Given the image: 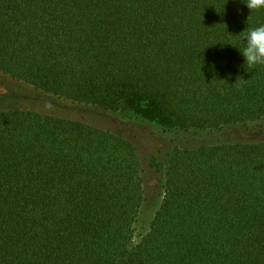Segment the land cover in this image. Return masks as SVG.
<instances>
[{
  "label": "trees",
  "instance_id": "1",
  "mask_svg": "<svg viewBox=\"0 0 264 264\" xmlns=\"http://www.w3.org/2000/svg\"><path fill=\"white\" fill-rule=\"evenodd\" d=\"M261 24L244 0H0V264H264V140L151 159L163 194L134 241L136 144L20 104L125 108L180 133L261 121L264 65L239 50Z\"/></svg>",
  "mask_w": 264,
  "mask_h": 264
},
{
  "label": "rangeland",
  "instance_id": "2",
  "mask_svg": "<svg viewBox=\"0 0 264 264\" xmlns=\"http://www.w3.org/2000/svg\"><path fill=\"white\" fill-rule=\"evenodd\" d=\"M5 86V83L0 82V95L8 92ZM21 97L24 98V101L20 102L22 105H28L41 112L80 119L101 128L119 130L136 144L143 158V202L133 224L134 241H138L147 232L163 194V171H158L150 166L151 159L163 165L169 153L175 147L184 146L185 143L193 146L198 143L217 144L228 141L264 140V118L245 126L183 132V134L162 130L153 123L141 120L125 108H120L116 112H102L89 106L80 105L73 111L68 106V109L61 107L64 103H69L59 100L58 102L63 103L60 104L62 109L56 110L55 107L43 106L37 102H27L28 98L42 99L40 95L32 94L30 97L28 95Z\"/></svg>",
  "mask_w": 264,
  "mask_h": 264
},
{
  "label": "clouds",
  "instance_id": "3",
  "mask_svg": "<svg viewBox=\"0 0 264 264\" xmlns=\"http://www.w3.org/2000/svg\"><path fill=\"white\" fill-rule=\"evenodd\" d=\"M244 3L250 10L264 8V0H244ZM243 39L245 46L239 50L245 58L247 68L264 65V24L249 29Z\"/></svg>",
  "mask_w": 264,
  "mask_h": 264
}]
</instances>
